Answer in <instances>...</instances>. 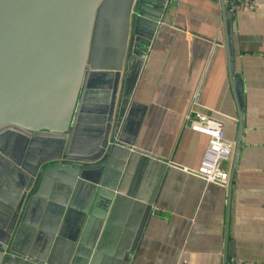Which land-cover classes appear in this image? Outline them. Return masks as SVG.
Here are the masks:
<instances>
[{
	"label": "crops",
	"instance_id": "0c3cea01",
	"mask_svg": "<svg viewBox=\"0 0 264 264\" xmlns=\"http://www.w3.org/2000/svg\"><path fill=\"white\" fill-rule=\"evenodd\" d=\"M258 2L229 23L222 0H165L125 86L121 143L123 70L91 72L62 148L49 134L0 130V243L16 259L5 264L264 263ZM189 111L222 118L235 144L241 133L231 191L194 172L209 136Z\"/></svg>",
	"mask_w": 264,
	"mask_h": 264
},
{
	"label": "water",
	"instance_id": "95a60500",
	"mask_svg": "<svg viewBox=\"0 0 264 264\" xmlns=\"http://www.w3.org/2000/svg\"><path fill=\"white\" fill-rule=\"evenodd\" d=\"M222 3L230 23L234 13ZM164 4L165 0H0V130L49 134L61 139L62 148L74 133L91 72L123 70L112 132L114 142L121 143L116 136L127 104L125 86ZM240 147L241 133L230 191ZM14 251L15 246L1 241L0 264L15 263Z\"/></svg>",
	"mask_w": 264,
	"mask_h": 264
},
{
	"label": "built area",
	"instance_id": "2783aa9c",
	"mask_svg": "<svg viewBox=\"0 0 264 264\" xmlns=\"http://www.w3.org/2000/svg\"><path fill=\"white\" fill-rule=\"evenodd\" d=\"M222 2L233 13L244 7L255 9L259 5L258 0H222ZM185 119L186 122L190 120V126L194 130L209 136L200 167L194 172L210 182L227 186L230 181V171L224 163L232 159L235 141L226 136L224 120L205 112H196L195 117L192 118L191 111L186 113ZM255 264L264 263L257 262Z\"/></svg>",
	"mask_w": 264,
	"mask_h": 264
}]
</instances>
